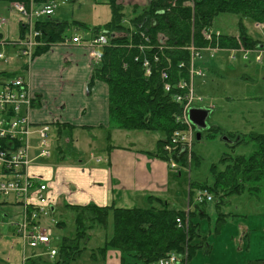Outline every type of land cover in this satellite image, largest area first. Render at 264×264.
<instances>
[{
  "label": "trees",
  "instance_id": "trees-1",
  "mask_svg": "<svg viewBox=\"0 0 264 264\" xmlns=\"http://www.w3.org/2000/svg\"><path fill=\"white\" fill-rule=\"evenodd\" d=\"M1 1L11 5L14 1L29 0ZM106 1L112 8L109 21L93 28L89 36L83 37L88 40L100 33L108 35V44L103 48L102 59L95 64L88 88L90 90L96 81H102L109 87V131L120 129L125 132H152L153 135L158 133L153 150L165 160L173 157L177 165L179 162L190 167L198 160L194 143L183 155L164 150L171 143L174 131H186L183 130L185 125L182 121L186 101L177 100L178 93L185 92L177 84L188 76V67L185 65L181 68L180 64L183 61L189 63L192 41L196 47L209 44L204 30L212 29L215 18L222 13L239 16V35L245 47L251 49L261 43L249 36L243 24L244 20L250 19L264 26V0H194V8L189 0H148L145 6L133 7L131 10L125 9L126 6L117 0ZM35 25L41 32L40 41L46 43L37 48L35 57L73 35L66 32L67 22L52 16L43 17ZM1 39L0 36V45ZM236 41V38L223 33L221 38L214 39L211 44L224 50L238 47ZM147 58L150 60V75H147L144 66ZM164 71L169 73V78L163 80L172 85L170 92L165 90V82L161 79ZM208 129L216 130L217 127L210 126ZM61 137L65 138L64 135ZM247 138L256 144L249 156L224 155L220 160L222 168L217 165L212 167L213 183L190 182V190L196 187L199 191L212 193L218 197L217 207L226 203L230 196L242 194L246 190L257 194L264 186V131L252 132ZM108 140H111V135ZM243 140L241 136L239 141ZM61 144L58 142L57 145L60 151L63 149ZM153 150L146 148L144 151L154 154ZM189 156L190 165L187 164ZM191 192L190 198L193 195ZM202 200H194L189 218L184 210L170 209L168 203L154 195L149 197L148 206L144 205L146 207L65 203L66 209L74 217V234L60 239L57 255L51 259L54 264H75L84 251L90 249V258L96 262L99 257L108 261L111 252L118 251L120 264H158L160 258L170 252H184L187 241L190 243L189 254L192 255L202 246V243H195V240H204L205 234L200 225L202 219L209 216L200 205L210 201H207L206 195H203ZM217 212L223 214L220 210ZM180 215L189 219V228L178 226L176 217ZM223 217L218 216L216 233L225 227L226 219ZM67 222L65 218L55 220L59 227L67 225ZM111 225L113 227L109 235ZM96 230L101 232H94ZM97 233L100 236L102 234L100 241L94 247H89ZM206 246V252L211 250L210 244ZM44 258L38 256L31 260L36 264Z\"/></svg>",
  "mask_w": 264,
  "mask_h": 264
},
{
  "label": "rangeland",
  "instance_id": "rangeland-1",
  "mask_svg": "<svg viewBox=\"0 0 264 264\" xmlns=\"http://www.w3.org/2000/svg\"><path fill=\"white\" fill-rule=\"evenodd\" d=\"M121 1L125 4L128 2L129 4L131 3L130 5L119 3L126 6L125 9L127 10H131L133 7L137 8V5H135L136 3H134L136 0ZM20 2L26 3L27 1ZM190 5L194 8V0L193 4L190 3ZM111 10L112 8L106 0L101 2L96 0L64 1L59 2L52 17L68 23V28L66 30L67 34H73L71 36H74V34L89 36L93 28L99 25L102 26L109 21ZM3 13L5 19L8 18L7 13ZM2 19H0V22ZM5 24H7V19L6 23L0 26V32L5 33L8 37H13H2L1 41L6 40L4 46H8L14 53L8 55L6 54L8 49H2L0 47V51H3L4 54L7 55L6 59H0V80H8L9 78L18 76L21 70L23 74H25L27 68L22 64L26 60H29L24 56H17L18 51H20V46L16 41L21 37V26L20 33L18 29H15L14 31L11 30L13 34H9L6 32L5 28L3 29ZM243 25L249 36L260 40L261 43L258 45L253 44L254 47L251 49L245 47L239 35V16L233 13H222L215 18L212 29L204 30V32L210 31L212 33L210 39L205 36L209 44L205 47H196L194 41H192L190 47L194 46L196 50L192 53L188 64L183 61L188 67V76L183 77L182 80H188L193 84L194 94V99L188 107V102L185 100L186 103L183 110H188L187 112H189L193 107L197 108L203 106H206L205 108L209 110L207 128L201 130L200 139L196 137L197 133H199L196 127L190 128L191 132H193V138H195L192 142H194V151L198 160H195L190 167L186 166L184 163L178 162L179 165L176 164L175 168L173 166V157L170 159L166 158L170 168L178 173L182 172V177H174L171 174V179L173 180L166 186L164 199L172 204H176L179 208L183 207L184 211H186L189 205L193 208L195 204V194L199 191V189L195 187L191 188V192L189 186L190 182H206L212 184L214 180L212 167L217 165L219 168H222L223 165L220 160L224 155L249 156L256 148V144L254 141L247 138L248 134L255 131H264V26L254 23L250 19L244 20ZM220 30L229 34V37L236 38L238 47H234L231 51H228L212 45L211 42L214 39L222 37L223 32ZM17 33H19V35H17ZM217 33H219V35H217ZM37 48L34 49L30 61L31 64L35 58L34 54ZM259 56L261 57L260 59ZM23 67L24 69H22ZM202 70L204 75L199 73ZM161 79L163 80L162 77ZM186 93L187 92L182 94L185 95ZM35 96L37 99V94H35ZM52 125H50V130L46 137L51 155L49 157L37 158L34 163L39 161L41 163L35 164L51 166L54 171L60 165L74 164L76 163L74 162L75 158L79 159V156L76 155L79 150L77 147L88 150L89 152L92 151L95 153V156L105 154L104 147L107 142V137H102L100 131H94L95 133L93 134H95V136L91 134L88 136L86 135L89 140L84 139L85 134L89 132H75V139L78 144L71 143L69 145L70 142L66 139L69 130L66 129L65 132L60 130L59 132L57 125ZM210 126H215L217 129L210 130L208 129ZM187 129H189V127L185 126L183 130ZM112 131L110 135L115 145L128 147L129 144H131L133 147L142 150H146V148H148V150H153L155 146L153 138L155 137L156 139V135L158 134L153 135L152 132L144 131H129L124 134L115 132L116 135L112 137ZM62 135H64V139L61 137ZM241 136L244 139L243 141H239ZM225 137L228 138L226 139ZM58 142L59 144L62 143L61 146H63L64 152H60L57 149ZM37 143L38 142L35 141V144ZM165 148L164 150L166 152L167 150ZM189 149L190 146L185 145L172 146L173 152L178 155L186 154ZM152 152L155 153L150 155L164 159L163 156L156 153V150ZM62 156H64V158ZM190 157L191 156L188 157V165H190ZM180 164L182 166H180ZM58 174L57 171L56 174H54L55 177H57ZM190 192L194 195H192V198H190ZM210 194L212 195V198L208 199L210 203L208 202V204L200 205L209 214L208 217H205L201 221V227L205 237L204 240L202 238L198 241L195 240V243H204V247L196 249V254L192 256L193 258L188 264H235L238 258H244L245 251H238L232 240V235L241 233L234 237V239L238 244H242L243 238L245 237L244 232L249 233L251 231L252 233L258 226L264 225V186L262 185L257 194L247 190L242 194H234L227 199L228 201L226 203L218 207L216 206L218 197H215L212 193ZM163 201L166 202L165 200ZM187 201L188 204L185 207ZM145 202L146 199L140 202L142 204L137 206H148H144ZM218 210L223 214H219L217 212ZM221 215L226 219L224 225L226 228L222 232L223 237L215 231V226L218 223V216ZM19 218V207L0 205V264H19V262L21 264L23 243L17 235L15 226L11 225L12 222L17 221ZM58 218H65L68 221L67 225L63 227L57 226L55 220ZM43 223L51 227V236L53 237L51 247L58 248L60 239L64 236L74 234V217L72 212L66 209L65 200H61L55 213L43 218ZM185 226L189 228L188 220H186ZM112 227L111 225L108 233L109 235L111 234ZM44 228L48 229L47 227ZM94 232L101 231L96 230ZM101 236L100 233L94 235L93 242L89 247H94L96 245L95 243L100 241L99 239ZM224 242L232 244L229 245ZM207 244H210L211 247L212 245L214 246V249H212L214 253L211 254V250L206 252ZM185 249H187V251L190 249V243L188 241L186 242ZM251 249L252 251L255 250V241L252 242ZM43 252L44 250L40 249V256L43 258L45 257L46 263L54 264V260L50 258V255ZM91 254L92 251L90 249L85 250L75 264H108V261H103L101 257L98 258L99 260L97 259V262L93 261L90 258ZM9 257H12V259H9ZM116 262L118 261L113 260L110 261L109 264H116Z\"/></svg>",
  "mask_w": 264,
  "mask_h": 264
},
{
  "label": "crops",
  "instance_id": "crops-1",
  "mask_svg": "<svg viewBox=\"0 0 264 264\" xmlns=\"http://www.w3.org/2000/svg\"><path fill=\"white\" fill-rule=\"evenodd\" d=\"M117 1L124 5L131 4L129 2L125 4L121 0ZM147 2L148 0H136L134 3L142 7ZM3 12H6L8 17L6 18L7 24L3 26V29L5 28L9 34H13L11 30L14 31L15 29H18L20 33L18 14L10 8V5L0 0V19L5 18ZM0 36L13 37H8L3 32H0ZM0 47L8 49L6 53L8 55L14 53L8 46L0 45ZM231 49L224 50L231 51ZM0 53L4 54L3 51H0ZM95 64L96 62L93 61L90 55V50L84 44L59 43L53 44L48 52L36 56L32 64L29 65L28 70H25V76L30 83V87L37 94L32 112V119L37 125L50 126L56 124L59 132L60 130L65 132L68 129L69 134H66V139L69 140V145L71 143L78 144L75 139V132L78 131L89 132L85 134V140H89L87 137L89 134L95 136L94 131H100L102 137H107L104 147L105 154L103 155L95 156L92 151L89 152L77 147L79 150L76 155L79 156V159L75 158L74 162L76 163L74 164L60 165L55 171L51 166L35 164L41 163L40 161L33 162L30 165L29 172L31 174L38 175L49 182V194L53 205L52 214L61 200H65V203L70 204L87 205L95 203L101 206L114 204L117 207L132 208L142 204L140 202L144 199H146V205L152 195H159V198L168 203L170 209L183 210V207L179 208L176 204L164 199L166 186L173 180L171 174L174 177L181 178L182 172H176L170 168L166 160L147 154L144 150L135 148L131 144L124 147L115 145L112 139L108 140L111 125L109 87L102 81H96L90 90L88 88L96 67ZM19 74H23L22 70ZM115 132L127 133L120 129H113L112 137L116 135ZM153 139L156 144L157 139L155 137ZM60 152H64V149ZM62 157L64 158V156ZM57 171L59 174L55 177L54 174ZM187 204L188 201L185 207ZM200 228L202 230L201 225ZM225 228L226 226L221 228L217 234L222 236ZM244 233L245 237L242 244H238L234 239L241 233L232 235V240L238 251H245L244 258H238L235 264H264V225L258 226L252 233L251 231ZM20 241L22 242L21 238ZM253 241H255L254 251L251 249ZM224 243L227 244L228 242ZM201 247H204V243ZM212 249H214L213 245L211 254L214 253ZM27 252L32 254L34 251L29 249ZM38 252L40 251L38 250ZM196 252L195 250L192 255L190 254L189 262ZM38 256L40 255H35L33 258ZM119 258L120 253L112 251L108 264L113 260L118 261L116 264H120ZM9 259H12V257H9ZM42 261L38 260L36 264H47ZM30 264H35V262L30 260Z\"/></svg>",
  "mask_w": 264,
  "mask_h": 264
},
{
  "label": "built area",
  "instance_id": "built-area-1",
  "mask_svg": "<svg viewBox=\"0 0 264 264\" xmlns=\"http://www.w3.org/2000/svg\"><path fill=\"white\" fill-rule=\"evenodd\" d=\"M64 1L71 0H29L26 3L13 2L10 5L11 9L18 14L22 28L21 37L16 41L20 46L17 56H24L29 59L23 64L27 70L31 64L34 49L46 45L44 41H40L41 32L36 27V22L43 17L53 16L56 6L59 2ZM190 3L193 4V0H190ZM3 23H6L5 18L1 20L0 26ZM205 36L210 39L212 33L205 31ZM61 43L84 44L90 50L92 59L99 62L102 59L103 48L108 44V35L107 33H100L84 40L83 36L76 34L67 37ZM5 44L6 40L1 41V45L4 46ZM140 49L144 51V48L141 47ZM190 49L192 53L196 50L194 46ZM6 58L5 54L0 53V59ZM144 66L147 75H150L151 66L148 58L145 59ZM180 66L184 67L185 63L182 62ZM199 73L204 74L203 70ZM162 78L168 79L169 73L164 71ZM164 86L167 92L172 91V85L169 82L166 81ZM177 87L181 91L187 92L185 95L179 92L177 100H187L188 107L194 99L193 84L188 80L181 79ZM35 101V92L31 89L25 74H18V76L0 82V205L19 207L20 218L12 222L11 225L15 226L16 232L23 242L22 264H29L33 256L40 255V252L35 253L40 249L45 250L50 258H54L58 252V248L51 247L53 242L51 227L46 226L42 221L44 217L50 216L52 212L49 182L29 172L30 165L37 158L51 155L46 140L50 126L37 125L32 119ZM187 111L185 110L182 121L189 129L174 131L171 143H168L165 148L169 152H173L172 146L192 145L193 132H191V129L193 124L188 119ZM35 141L38 143L35 144ZM176 164L174 160L173 166L175 168ZM203 195H206L207 201L212 198V195L207 191H198L195 194V200L202 202ZM191 207L189 205L184 211L188 218ZM186 220L189 219L182 215L176 217L179 227L186 228ZM29 249L34 253L28 255L27 250ZM189 257L190 254L187 249L184 252H170L162 256L158 264H188Z\"/></svg>",
  "mask_w": 264,
  "mask_h": 264
},
{
  "label": "water",
  "instance_id": "water-1",
  "mask_svg": "<svg viewBox=\"0 0 264 264\" xmlns=\"http://www.w3.org/2000/svg\"><path fill=\"white\" fill-rule=\"evenodd\" d=\"M208 115L209 110L207 108L193 107L189 110L188 118L194 125H196L197 131H199V133L197 134L198 139H200L201 130L207 128ZM225 138L227 139L228 137Z\"/></svg>",
  "mask_w": 264,
  "mask_h": 264
}]
</instances>
